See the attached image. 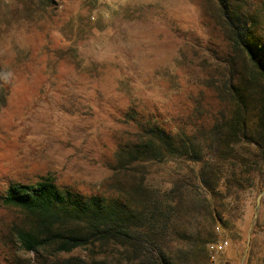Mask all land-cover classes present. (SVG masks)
<instances>
[{"label": "rangeland", "instance_id": "1", "mask_svg": "<svg viewBox=\"0 0 264 264\" xmlns=\"http://www.w3.org/2000/svg\"><path fill=\"white\" fill-rule=\"evenodd\" d=\"M227 3L264 36V0ZM223 27L216 0H0V264H135L113 241L71 253L22 250L15 236L25 214L3 197L13 183L47 177L72 198L123 212L155 202L160 219L170 217L163 238L178 248L164 250L176 264H228L230 256L242 264L264 182H245L228 206L200 185L203 163L156 155L158 145L135 150L147 137L134 117L148 129L183 132L207 121L209 102L221 109L235 56ZM213 210L229 229L209 219ZM201 239L211 240L204 263L195 260Z\"/></svg>", "mask_w": 264, "mask_h": 264}, {"label": "trees", "instance_id": "2", "mask_svg": "<svg viewBox=\"0 0 264 264\" xmlns=\"http://www.w3.org/2000/svg\"><path fill=\"white\" fill-rule=\"evenodd\" d=\"M216 1L220 3L226 40L235 49L230 66L233 71L226 90L221 92L228 98L218 102L221 109L217 105L214 109L215 100L209 102L207 121L203 119L201 126L191 125L183 132L167 131L158 125L148 129V124H142V120L134 117L147 137L146 142L139 144L141 149L135 145V150L146 155L158 145L160 152L156 155L162 152L164 158L169 154L173 161L184 158L203 163L198 173L200 185L209 193L227 198L230 206L239 202V190L245 182L253 188L257 184L260 188L264 182V36L256 33L255 20L234 16L227 3L230 0ZM239 59L243 61L242 65L238 64ZM217 110L218 113L221 110L220 115ZM200 127L204 132L199 141ZM204 148H207V154ZM208 166L211 168L210 180L203 170ZM174 191L172 189L170 193ZM170 196V207L177 206V199ZM3 204L25 214V222L17 227L15 238L26 252L40 254L52 249L54 253H71L78 248L113 241L127 249L135 264H176L164 250L166 245L169 249L178 248L174 241L166 242L163 238L170 226V217L160 219V206L155 202L136 214L123 212L95 197L72 198L47 177L33 184H11ZM224 217L217 210L209 213L213 223L218 222L224 229H229V222ZM201 240L203 257L202 252L207 253L205 247L211 240ZM203 259L195 260L204 263ZM94 264L104 263L94 261Z\"/></svg>", "mask_w": 264, "mask_h": 264}, {"label": "crops", "instance_id": "3", "mask_svg": "<svg viewBox=\"0 0 264 264\" xmlns=\"http://www.w3.org/2000/svg\"><path fill=\"white\" fill-rule=\"evenodd\" d=\"M251 235L252 239L248 255L245 261L242 259V264H264V199L259 210L258 225L253 227ZM225 262L232 264L234 262V256L233 258L230 256Z\"/></svg>", "mask_w": 264, "mask_h": 264}, {"label": "water", "instance_id": "4", "mask_svg": "<svg viewBox=\"0 0 264 264\" xmlns=\"http://www.w3.org/2000/svg\"><path fill=\"white\" fill-rule=\"evenodd\" d=\"M263 196H264V190L261 191V192L258 194V196H257L256 206H255V210H256L255 218H256V219L258 218V212H257V211L259 210V208H260V206H261V202H262V198H263ZM254 226H255V224L253 223L252 226H251V228H250L249 234H248L246 253H245V255L243 256V261H245V259H246V254H247V252L249 251V247H250V243H251V239H252V235H251V233H252V229H253Z\"/></svg>", "mask_w": 264, "mask_h": 264}, {"label": "built area", "instance_id": "5", "mask_svg": "<svg viewBox=\"0 0 264 264\" xmlns=\"http://www.w3.org/2000/svg\"><path fill=\"white\" fill-rule=\"evenodd\" d=\"M227 243L228 242H224L223 244L213 245L212 249L214 250V252L219 253L224 249Z\"/></svg>", "mask_w": 264, "mask_h": 264}]
</instances>
